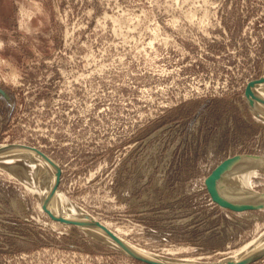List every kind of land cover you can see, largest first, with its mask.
I'll use <instances>...</instances> for the list:
<instances>
[{
	"label": "rangeland",
	"instance_id": "rangeland-1",
	"mask_svg": "<svg viewBox=\"0 0 264 264\" xmlns=\"http://www.w3.org/2000/svg\"><path fill=\"white\" fill-rule=\"evenodd\" d=\"M263 75L264 0H0V146L53 158L61 194L150 253L218 262L264 232V209H222L205 185L264 157L244 93ZM36 194L0 167V264H144Z\"/></svg>",
	"mask_w": 264,
	"mask_h": 264
},
{
	"label": "bare ground",
	"instance_id": "bare-ground-1",
	"mask_svg": "<svg viewBox=\"0 0 264 264\" xmlns=\"http://www.w3.org/2000/svg\"><path fill=\"white\" fill-rule=\"evenodd\" d=\"M264 76V75H263ZM253 92L262 100L264 99V83L256 85L253 88ZM257 119L264 123V104L262 105L258 101H255L254 106L251 107ZM6 145V144H5ZM17 145L14 150H9L0 154V167L5 168L7 172L12 173L14 176L20 178L26 187L30 191L34 192L36 195H39L41 201L40 208L44 211L43 206L48 202V210L55 217L64 218L68 221H92V219L97 220L91 215L86 214L82 208H79L75 202L66 198L59 189L55 192L53 196H50L55 182H56V171L53 165L38 154L37 150L31 149L25 146ZM251 161L254 163L250 165ZM32 164L30 168L25 165ZM35 163H40L45 165L46 169L50 170L49 175L50 179H44L41 177V174L37 171L34 172ZM247 163V164H246ZM246 163L238 164L236 169L232 170L229 173H226L222 176L218 191L220 195L224 196L225 199L231 201L235 204H246L256 202L260 205H263L264 209V193L258 194L257 190H254V180L253 177L259 172L264 170V157L257 158L255 160H247ZM26 166V167H25ZM31 169V171L29 170ZM28 174L26 176V172ZM45 172V170H44ZM252 212V211H245ZM44 213H46L44 211ZM47 214V213H46ZM106 228H110L108 224L102 223ZM90 234H94L96 237L104 240L106 243H109L112 247L118 250L120 253H124L111 237L106 234L102 229L96 227H86L78 226ZM116 236L123 242H125L133 251L139 253L141 256L149 260H156L159 262H170L174 264H217L218 262H223L224 264L228 261L236 262L245 260L247 258L254 257L257 253L264 250V232H262L258 237L253 239L252 242L246 244L239 251H234L233 254L229 257H226L222 261L218 262H201L195 259L183 258L180 260H175L170 257L161 256L156 253H150L147 250H144L138 246L133 245L131 242L127 241L124 237H121L116 231L112 230Z\"/></svg>",
	"mask_w": 264,
	"mask_h": 264
},
{
	"label": "water",
	"instance_id": "water-1",
	"mask_svg": "<svg viewBox=\"0 0 264 264\" xmlns=\"http://www.w3.org/2000/svg\"><path fill=\"white\" fill-rule=\"evenodd\" d=\"M264 83V76L259 79H254L251 80L247 83L244 93H245V98L250 107L254 106L255 101H258L262 105L264 104V99L262 100L259 98L254 92L253 88L256 85L263 84ZM4 94L6 98H8L6 92L3 89H0V94ZM15 145H3L0 146V154L3 152L9 151V150H14L16 149ZM20 147V146H19ZM38 154H40L43 158L48 160L53 167L55 168L56 173V182L54 185V188L50 194V196H53L55 192L60 188V182L62 179V171L60 165L51 157L46 155L44 152L37 150ZM261 156L257 155H243V154H236L234 157H229L224 159L217 167L212 170V172L205 178V185L207 192L209 196H211L212 200L222 209L225 208L227 210H231L235 213L238 212H245V211H252V210H260L262 209L263 205H260L259 203L252 202V203H246V204H235L232 203L231 201L227 200L224 198V196L220 195L218 191V186L220 183V180L222 176L226 173L231 172L232 170L236 169L238 164L241 163H246L247 160H255L257 158H260ZM254 162L251 161L250 165L253 164ZM247 164V163H246ZM48 202L44 204L43 209L47 213V215L57 224L63 226H70V227H78V226H86V227H96L102 229L106 234H108L111 239L116 243L122 250H124V254L130 258H132L135 261H139L144 264H174V263H164V262H159L156 260H149L145 258L144 256H141L139 253H136L133 251L125 242L121 241L116 234L110 230L109 228H106L99 220L92 219V221H68L65 220L64 218H59L55 217L52 215L49 210H48ZM264 258V250L260 251L254 257L247 258L245 260L239 261L238 263L228 261L225 264H254V262ZM217 264H224L223 262H218Z\"/></svg>",
	"mask_w": 264,
	"mask_h": 264
},
{
	"label": "flooded vegetation",
	"instance_id": "flooded-vegetation-1",
	"mask_svg": "<svg viewBox=\"0 0 264 264\" xmlns=\"http://www.w3.org/2000/svg\"><path fill=\"white\" fill-rule=\"evenodd\" d=\"M17 145H20V144H17ZM17 145H15V146H17ZM20 146H22V145H20ZM25 147H27V146H25ZM28 148H30V147H28ZM32 149V148H31Z\"/></svg>",
	"mask_w": 264,
	"mask_h": 264
}]
</instances>
